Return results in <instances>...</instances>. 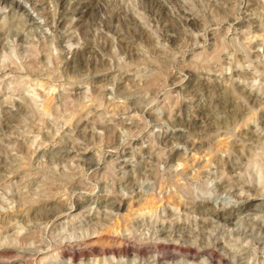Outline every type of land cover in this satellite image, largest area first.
<instances>
[{"label": "rangeland", "instance_id": "374dc122", "mask_svg": "<svg viewBox=\"0 0 264 264\" xmlns=\"http://www.w3.org/2000/svg\"><path fill=\"white\" fill-rule=\"evenodd\" d=\"M13 1L37 31L20 29ZM56 1L48 26L31 4L0 2V241L19 247L15 237L25 239L35 250L51 236L88 229L96 231L90 239L106 232L127 240L130 257L88 250L91 260L71 263L52 259L53 248L15 254L2 241L0 264H155L151 250L189 240L192 251L218 246L230 264H264V0ZM155 3L168 19L154 21ZM185 12L208 28H187ZM144 30L150 43L139 41ZM63 32L79 44L66 43ZM164 36L182 41L177 62ZM85 41L84 69L74 70L72 53ZM32 56L44 62L29 75ZM160 133L187 137L165 144ZM86 147L88 159L79 151ZM83 160L98 163L85 171ZM108 200L119 206L100 209ZM70 203L88 209L58 212ZM43 206L48 221L23 224L25 210ZM203 206L241 215L219 224L192 213ZM160 225L166 233L148 239ZM163 233L175 241L157 240ZM138 244L145 260L134 261Z\"/></svg>", "mask_w": 264, "mask_h": 264}, {"label": "bare ground", "instance_id": "6f19581e", "mask_svg": "<svg viewBox=\"0 0 264 264\" xmlns=\"http://www.w3.org/2000/svg\"><path fill=\"white\" fill-rule=\"evenodd\" d=\"M1 1L2 2H6V0H0V2ZM23 1L26 2V3L31 4V6L33 7V10H35L40 16H42V17H44L46 19L45 22H46V24L48 26V23H49L48 20L51 18L50 17L49 8H48V4H49L50 0H23ZM171 1H173V0H171ZM148 3H150V2H148ZM12 5H13V7H11ZM12 5L9 7L10 10L12 11V14H13V12H15V13L18 12L19 14H21V18H19V20H21L23 22V24H22L23 27H20V29L28 27V28H31V29L33 28L32 29L33 31H37V29L40 28V26L38 27L39 23L34 18H32V16H30L29 14H26L28 12H26L25 8L22 6V4L20 2H17V1L14 2L13 1ZM151 6L152 5H149V7L148 6L147 7L149 8L148 10H150V8H151V11H149V13H151L150 14L151 17L154 16L153 17L154 21H156L157 23H160L162 20L165 21V18H167V13L164 11V7H162V5L160 3L153 4L154 7L153 6L151 7ZM22 9H24V10H22ZM155 10H157L158 12H156ZM118 11H122L121 8H118V10L116 12H118ZM183 14H184V12H183ZM184 16H185L186 20H189V22L186 23V27L189 28L190 30H195L196 32H202V31H205L208 28V27H204L203 28L202 24L197 23L198 17L196 15L187 14L186 13ZM8 18H9V16H8ZM129 20H131V19H129ZM166 25H167V23L165 25H163V28H165V31L167 30V32H169V31H173L174 30V28H173L174 26L172 27V26H168V25L166 26ZM44 26H45V24H44ZM107 27L109 28V26H107ZM3 28H4V26L1 27V29H3ZM108 28H107V30H108ZM52 29H53V27H52ZM25 30H27V29H25ZM110 30L111 29H109L108 31H110ZM68 32H69V30H68ZM68 32H65V33L63 32V34L60 36V38L62 39L66 35L65 38H68L67 40H69V42L66 40L67 41L66 43L78 45L79 42L76 41L74 37H72V34H67ZM42 34L44 35V33H42ZM1 36H2V32L0 33V39H3V37L1 38ZM138 36L140 37L139 41H141V42L143 40H145V42L150 43L149 41H151V40H149L150 35H148L146 30L140 32L138 34ZM163 40H164V42H166V44L169 45V48L172 51H174L173 56H176V57H172L171 60L172 61L176 60V62H177V59L179 58L177 56H179L180 53L182 54L181 51L183 50V48H185V47L182 46V41L179 40L178 38L173 39V38H170L168 36H164ZM80 43H82V49H79L77 51L74 50L73 53H72L73 54V61H71V62H72V69H74V70L75 69H84V64H85V61H86L84 54L87 53L89 51V49H90V45L86 41L84 43L83 42H80ZM195 43L197 44L198 41H195ZM180 45H181V48H178ZM80 48H81V46H80ZM36 53H37L36 54V56H37L39 51H37ZM60 57H61V55H60ZM168 57H171V55H169ZM43 59L44 58H42V60ZM63 59H64V56L61 57V60H63ZM41 62L43 63L44 60L41 61L40 58L37 59V57L32 56V60L30 61V63L25 66L26 67L25 69L29 70L27 72V74H29V75L33 74V72H35L36 69L40 67ZM59 64L60 63H58L56 66L58 67ZM6 69H8V68H5L4 70H6ZM18 70H19V68H15L14 70H12V72H17ZM44 70L42 69L41 72L42 73H53L50 69H46L45 71ZM74 70H72V71H74ZM75 72H77V71H75ZM37 77L40 78L41 75H38ZM198 91L200 92L202 90H198ZM196 93H197V91H196ZM196 93H195V95L193 97L197 96ZM45 108H46V110H48L47 106ZM48 112H49V110L47 111V113ZM128 127H130V126L128 125ZM131 127H133V126H131ZM186 137L187 136H185L184 134H181V133H175V134H171V135L166 133V134H161V135L158 136L159 140H161L160 142L161 143H165V144L168 143V141L170 139H174V142H176V143H182L183 141L186 140ZM94 145H96V144H93V145L89 144L88 146H94ZM41 146H42V144H41ZM89 148L90 147H86V149H79V151L83 150V152H84L83 155H84V158H86V159L89 158V157L87 158V156L92 151V149L89 150ZM75 149H77L76 146H75ZM193 149H195V148L193 147ZM93 150H95V149H93ZM73 152L74 151H72V153ZM75 152L77 153V151H75ZM69 155H71V153H69L67 151L66 153H63V154L61 153L60 156H64L65 157V156H69ZM97 158H99V157H97ZM83 162L85 163L86 160H83ZM90 162H92V160ZM114 162H115V164H117L116 160H114ZM97 163L98 162H96V161H94V163H91V165H89V164L87 165L85 163V164H83L82 169H84V168L93 169V167L96 166ZM230 165H232V167H233L230 170L231 172L234 173L235 171H239V170H235L237 168L236 164L230 163ZM128 166L129 165L124 161L123 162V166H121L120 169H122V170L123 169H128L129 168ZM85 171H87V170H85ZM65 187H66V185H65ZM116 206H119V205H117V203L115 205V204H113L112 202H110L108 200V201L105 202V205L101 206L100 209H104L105 210L106 207H110L109 211L111 212V211L114 210V208ZM42 208H45V209L42 210L40 208V209H35V211H30V209H29V211L25 210V213H22V215H23L22 216L23 224L26 225V224H29V223H33L35 225V224H37L39 222L42 223V221H46V220L48 221L50 219V217H48V216H49V213L51 211L46 209L45 206H43ZM194 208L198 209V206L194 207ZM78 209H81V211H84V210L88 209V207L84 206V207L80 208L79 205L73 206L71 204V205H68L65 209H62V210L60 209V211L58 210V212H60V213H62V212L63 213L64 212L69 213L71 211H76ZM196 211L197 210L195 209L194 212H192V213H196L200 217L201 216L202 217H204V216L210 217V219H214L218 223L219 222H221V223L224 222V223H228L229 225H232L233 221L239 219V217L241 215V214H233L231 212L223 213V212H220L219 210H216L214 208L211 209V207L210 208H206L204 206L199 208V212H196ZM51 217H54V216H51ZM221 223H219V224H221ZM212 226H214V225H212ZM63 227L64 226L62 224V228H61L62 231H64ZM161 228H162V230H157V231L153 230L152 235L148 239H151L152 236L160 234L159 231H164L166 233L167 229H164L162 226H161ZM93 230H95V229L93 228ZM113 231H116V230H113ZM52 234H54V232H52ZM93 234H96V231L93 232V233H89V230L87 229V230H83L81 232V234L70 233V234H65L64 236H58V237L51 236L49 238L50 241L47 244V246H45V247L39 246V247L35 248V250H30L29 248L27 249L26 248L27 244L25 242V239H21V238H17V237H15L14 240H17L19 242V247L18 246H11L9 243L6 244L7 243V241H6L7 238L2 240V241L5 242L3 245H1L2 241H0V245L3 246V248H10L11 252L14 251L15 254L17 253L16 251H18L19 249L21 251H39L40 249H43V251H45L47 248H53V253H52L53 257H52V259H55V260L68 259V260L71 261V263H76L77 261L80 262L82 260L80 258H84L85 256L88 257V259L91 260L93 255H88L86 253V251H88V250L94 251L93 252L94 255H96L95 254L96 251H99V253L97 252V254H98L97 257L98 258L107 257V256H110L112 259H117L120 256L127 257V258L130 257L129 256V251H131V250L127 249V247L129 246L130 242H128L127 240H122V239H119V238H110L107 235L106 232L105 233L102 232L101 235L98 234L97 238L90 239L91 235H93ZM162 236H163V238H160V236H159V238H157V240L163 239V241H168V242L169 241L170 242H172V241L174 242L175 241L172 238L170 240H167L168 237H172V233H168V235H165V236H164V233H163ZM132 237L134 238V236H132ZM72 239H76V240L80 239V242H78V243L65 242V240H70L71 241ZM53 240H56L55 243H53ZM187 243H191V240H189ZM187 243H185V244H187ZM148 244H150V243H148ZM185 244H178L176 242L175 245L162 246L161 248H156L154 250H151V252L152 251L153 252L150 254L149 259H153V262H155V264H165L168 261H169V263H172V264H177L179 261H182V263H179V264H189V262L195 263V264H199V262H201L200 264H203V263H206V262H208V264H230V263H228L229 261L224 259L225 257L222 258L219 255V252H222V251H218V248H219L218 246H214V248H211L209 251L206 249L207 246H209V245L202 247L203 248L202 251H192L191 248L189 246H187L188 244L187 245H185ZM193 244H196V243L194 242ZM155 245H157V244H155ZM138 246H139V248L137 250H132L133 253L135 254L134 261L138 260V259L145 260L146 259V254L144 256L143 248H146V247L141 245V244L140 245L138 244ZM82 247L84 249H81ZM94 247H96L97 249H94ZM129 248H130V246H129ZM195 248L196 247H194V249ZM120 251H122V252L120 253ZM227 255L228 254L225 252L224 256H227ZM15 257H17V256H15ZM41 264H43V262Z\"/></svg>", "mask_w": 264, "mask_h": 264}]
</instances>
